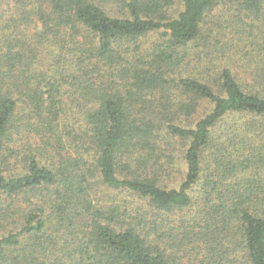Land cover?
<instances>
[{"label": "trees", "instance_id": "obj_1", "mask_svg": "<svg viewBox=\"0 0 264 264\" xmlns=\"http://www.w3.org/2000/svg\"><path fill=\"white\" fill-rule=\"evenodd\" d=\"M0 264H264V0H0Z\"/></svg>", "mask_w": 264, "mask_h": 264}]
</instances>
